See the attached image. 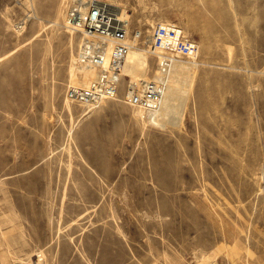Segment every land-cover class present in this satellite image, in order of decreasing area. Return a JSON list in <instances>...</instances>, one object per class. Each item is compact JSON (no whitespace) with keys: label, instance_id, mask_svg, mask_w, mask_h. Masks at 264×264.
<instances>
[{"label":"rangeland","instance_id":"374dc122","mask_svg":"<svg viewBox=\"0 0 264 264\" xmlns=\"http://www.w3.org/2000/svg\"><path fill=\"white\" fill-rule=\"evenodd\" d=\"M66 1L0 0V264H264V0H105L198 44L163 124L69 99Z\"/></svg>","mask_w":264,"mask_h":264},{"label":"built area","instance_id":"2783aa9c","mask_svg":"<svg viewBox=\"0 0 264 264\" xmlns=\"http://www.w3.org/2000/svg\"><path fill=\"white\" fill-rule=\"evenodd\" d=\"M65 23L82 34L78 51L80 64L95 70V76L87 83L68 88L69 99L80 104L91 105L102 99L121 97L126 103L142 109L143 113L150 114L161 103L173 61L198 50V44L186 36L179 24L158 22L148 39V45L160 51L155 53L156 73L148 79L133 81L122 69L130 49L129 22L111 3L67 0ZM140 35V31L135 33V36ZM126 76H129L127 84L124 83Z\"/></svg>","mask_w":264,"mask_h":264},{"label":"bare ground","instance_id":"6f19581e","mask_svg":"<svg viewBox=\"0 0 264 264\" xmlns=\"http://www.w3.org/2000/svg\"><path fill=\"white\" fill-rule=\"evenodd\" d=\"M111 4L114 6V8H116L118 10V12L122 13V15L125 17V19H127L128 14L126 13L125 9L120 8V6L118 4H115V3H111ZM69 29H71V28H69ZM149 51L154 52V53H160V51L158 49H153V48H148V47L146 48V47L140 46L136 37H135V39L133 38V40L130 41V49L128 51V54L126 56V60H125V63H124V66L122 69L124 72H126L132 76L133 81H138L140 79H148L147 77H149V76L147 75L146 69L148 68V64H149V54H148ZM196 62L197 61L194 60L190 63L195 64ZM188 63H189L188 60L186 61V60H183L181 58H176L173 61L172 65L170 67V71L168 74V81H167L166 88L164 90V94H163L161 103L157 109L150 111V114H149L150 120L155 122V124H163V121L165 120V118L174 119L175 118L174 112L177 111L176 107H178V108L181 107V103L179 105V103L177 102V101L182 102V98H180V92L185 90L184 85L186 83H189L188 81L190 79H192V78H190V79L188 78V75H191V72H190V74H188L189 72L187 73L188 68L191 67V65ZM76 66H78V65H76ZM80 66H81V68H79L80 71H83V73H81V76H83V79L78 78V77H80L79 76L80 74L79 75L76 74V70H75L76 67H75V65H72L71 66L72 80L79 83V84L80 83H87L89 81L90 77L95 76V71L91 68H87L84 65H80ZM192 74H193V72H192ZM187 78L189 80L185 84H182L183 85V87H182L181 83L183 81H186ZM185 86H187V85H185ZM182 88H183V90H182ZM185 93H186V91H185ZM182 94H183V92H182ZM183 96H184V94H183ZM179 98L181 100H179ZM138 110H140V112L143 113L142 109H138ZM177 112H176V114H177ZM206 256L203 255L204 262L202 264H205L206 262H208ZM30 264H31V262H30ZM36 264H37V261H36Z\"/></svg>","mask_w":264,"mask_h":264}]
</instances>
